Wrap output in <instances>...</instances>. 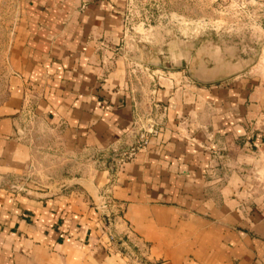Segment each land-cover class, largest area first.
Wrapping results in <instances>:
<instances>
[{"label": "crops", "instance_id": "1", "mask_svg": "<svg viewBox=\"0 0 264 264\" xmlns=\"http://www.w3.org/2000/svg\"><path fill=\"white\" fill-rule=\"evenodd\" d=\"M7 2L0 264H264L261 60L185 100L151 90L162 131L118 167L136 115L157 108L112 44L117 0Z\"/></svg>", "mask_w": 264, "mask_h": 264}, {"label": "rangeland", "instance_id": "2", "mask_svg": "<svg viewBox=\"0 0 264 264\" xmlns=\"http://www.w3.org/2000/svg\"><path fill=\"white\" fill-rule=\"evenodd\" d=\"M8 3L0 7L6 9ZM117 4L123 28L112 43L115 52L125 60L133 88L145 91L146 106L157 108L156 114L151 109L137 114L133 124L134 132L146 133L148 144L162 131L158 120L165 116L151 90L165 86L185 100L189 85L231 82L241 73L249 78L259 59L257 74L264 81V0H117ZM4 37L0 33V40L6 41ZM225 75L208 84L194 79ZM132 144L115 151L116 166Z\"/></svg>", "mask_w": 264, "mask_h": 264}, {"label": "built area", "instance_id": "3", "mask_svg": "<svg viewBox=\"0 0 264 264\" xmlns=\"http://www.w3.org/2000/svg\"><path fill=\"white\" fill-rule=\"evenodd\" d=\"M136 132V133H135ZM133 131L134 137H135V144H132L128 151L123 150L121 157L118 159V165L121 166L126 161L130 160L134 157V155L140 150L147 146L148 141L146 138V133L142 132L140 130ZM110 206V202L108 200H105L102 203V208L108 209Z\"/></svg>", "mask_w": 264, "mask_h": 264}, {"label": "water", "instance_id": "4", "mask_svg": "<svg viewBox=\"0 0 264 264\" xmlns=\"http://www.w3.org/2000/svg\"><path fill=\"white\" fill-rule=\"evenodd\" d=\"M194 77V76H193ZM227 77V75L225 76H222V77H219V78H198V77H194L195 80L201 82V83H204V84H208V83H213V82H216V81H219V80H223ZM103 219L105 220L106 224L108 225L109 223V216L107 213H104L103 214Z\"/></svg>", "mask_w": 264, "mask_h": 264}]
</instances>
